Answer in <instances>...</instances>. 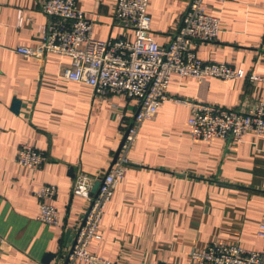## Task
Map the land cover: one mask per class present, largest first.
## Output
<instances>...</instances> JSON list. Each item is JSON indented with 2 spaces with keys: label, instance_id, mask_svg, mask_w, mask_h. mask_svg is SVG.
<instances>
[{
  "label": "crops",
  "instance_id": "0c3cea01",
  "mask_svg": "<svg viewBox=\"0 0 264 264\" xmlns=\"http://www.w3.org/2000/svg\"><path fill=\"white\" fill-rule=\"evenodd\" d=\"M40 1L0 0V264L56 262L67 249L66 231H74L87 206L84 196L72 193L76 174L109 168L123 136L120 117L130 121L137 109L134 99L96 96L90 85L60 77L67 56L48 53L39 60L15 52L18 45L40 41L47 20ZM116 2L77 0L94 20L95 38L123 34L113 20ZM188 2L149 0L150 28L159 45L177 30ZM206 5L221 30L215 40L197 44L198 57L264 78V53L258 51L264 0ZM167 90L173 98L246 111L264 84L173 74ZM14 97L21 101L17 112ZM190 112L186 103L170 99L141 123L130 164L100 218L99 236L89 243L92 252L121 264H198L190 251L212 241L264 252V235L258 234L264 223V134L249 131L238 142L195 139L187 124ZM22 143L46 153L41 168L16 162ZM44 184L56 186L55 225L37 219L35 191ZM49 252L55 256L44 263Z\"/></svg>",
  "mask_w": 264,
  "mask_h": 264
},
{
  "label": "built area",
  "instance_id": "2783aa9c",
  "mask_svg": "<svg viewBox=\"0 0 264 264\" xmlns=\"http://www.w3.org/2000/svg\"><path fill=\"white\" fill-rule=\"evenodd\" d=\"M148 3L149 0H117L113 20L123 29V34L101 40L93 36L94 20L78 7L77 0H41L39 7L47 20L39 43L35 46L18 45L14 49L24 57L39 60L48 53L67 56L70 62L61 64L60 77L90 85L96 96L123 95L134 99L137 104L132 124L120 117L123 141L109 168L92 176L83 172L76 174L72 193L84 196L87 206L74 229L72 246L65 249L54 264H121L98 256L88 246L91 239L99 236L100 218L130 164L128 153L141 123L155 116L166 100L173 99L190 106L187 124L192 138L210 141L219 137L238 142L249 131L264 134V93L246 111L173 98L168 94L173 74L198 79L245 78L251 83L264 84V78L255 73L245 74L231 64L198 57L197 44L215 40L221 30L219 18L209 12L206 0H189L179 27L164 46L157 43L150 28ZM127 33L132 35L131 39L126 37ZM258 51L264 53V39ZM15 160L20 165L39 169L47 155L28 143H22ZM96 180L99 184L92 194L91 183ZM56 191L52 184H44L35 191L37 219L43 223H58L57 209L51 202ZM258 234L264 235V223L260 224ZM190 257L198 264H264V252L219 241L192 249Z\"/></svg>",
  "mask_w": 264,
  "mask_h": 264
},
{
  "label": "water",
  "instance_id": "95a60500",
  "mask_svg": "<svg viewBox=\"0 0 264 264\" xmlns=\"http://www.w3.org/2000/svg\"><path fill=\"white\" fill-rule=\"evenodd\" d=\"M20 104H21V101H20L18 98L14 97L13 100H12V110L15 111V112H17V111L19 110ZM134 119H135V118H134V116H133V117L131 118V120H130V124L133 123ZM122 141H123V138L121 139V142H120L118 148H117L116 151H115V154H114L113 160L115 159V157L117 156V154H118V152H119V150H120V147H121ZM113 160H112V161H113ZM98 184H99V182L96 180V181L94 182V185H93L92 189H91V193H92V194H94V193L96 192L97 187H98ZM222 184H223V185H226V186H229V184H226V183H222ZM74 238H75V232H74L73 230H71V229H68V230L66 231V233H65V239H64V241H65L64 245H65L66 248L70 249V247L72 246V244H73V242H74ZM54 256H55V254H54V253H50V252L44 254V256H43V262H44V263H48V261H49L51 258H53Z\"/></svg>",
  "mask_w": 264,
  "mask_h": 264
}]
</instances>
